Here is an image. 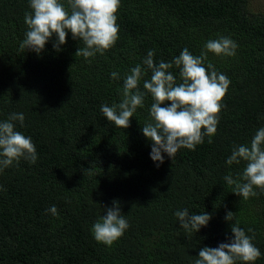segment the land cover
<instances>
[{
	"label": "trees",
	"instance_id": "trees-1",
	"mask_svg": "<svg viewBox=\"0 0 264 264\" xmlns=\"http://www.w3.org/2000/svg\"><path fill=\"white\" fill-rule=\"evenodd\" d=\"M27 11L28 0H0V120L22 112L25 127L17 130L38 153L35 164L21 160L0 174V264H193L201 247L226 241L231 223L264 253V192L244 200L222 179L244 166L225 164L231 146L264 125L257 118L264 113V12L249 0H121L119 39L88 62L70 33L59 52L51 40L39 55L21 50ZM221 35L238 49L231 58L208 53L206 63L231 81L216 134L156 167L141 132L151 97L124 129L106 121L100 105L120 102L123 76L149 49L154 61H171L185 47L199 55ZM113 71L120 80L110 79ZM113 200L130 227L109 247L90 229ZM53 204L58 216L45 213ZM185 207L211 216L193 235L173 215ZM228 211L233 221H225Z\"/></svg>",
	"mask_w": 264,
	"mask_h": 264
},
{
	"label": "clouds",
	"instance_id": "clouds-1",
	"mask_svg": "<svg viewBox=\"0 0 264 264\" xmlns=\"http://www.w3.org/2000/svg\"><path fill=\"white\" fill-rule=\"evenodd\" d=\"M120 4L121 0H28L30 11L24 16L27 30L19 47L24 52L39 55L51 40L52 47L59 52L70 33L72 39L83 43L76 55L91 62L90 58L103 55L119 39L116 13ZM237 49L236 41L223 35L207 40L199 55L185 47L171 61H154L155 52L149 49L141 62L123 76L120 102L101 104L100 112L106 121L124 129L129 127L130 117L144 107L145 98L150 96L151 121L141 127V132L150 142V159L159 167L165 156L173 160L180 149L195 150L204 143L205 137L216 134L222 98L231 81L206 61L209 52L231 58ZM173 68L178 69V76L171 71ZM110 79L120 80L121 76L113 71ZM257 118L264 120V113ZM18 126L25 127L22 112H11L6 119L0 120V174L21 160L29 164L38 160L32 137L17 130ZM225 164L244 165L235 175L229 173L222 177L232 187V193L248 200L258 196L257 189L264 192V125L256 129L250 141L233 144ZM4 190L0 185V191ZM45 213L59 215L54 204L45 209ZM173 215L179 227L192 235L207 226L211 219L205 211L192 213L186 207L175 210ZM224 219L233 221V212H226ZM129 227L119 202L113 200L90 231L95 241L110 247ZM230 232L226 241L216 247H201L193 264H255L264 255L253 243V236L237 223L230 224Z\"/></svg>",
	"mask_w": 264,
	"mask_h": 264
},
{
	"label": "rangeland",
	"instance_id": "rangeland-1",
	"mask_svg": "<svg viewBox=\"0 0 264 264\" xmlns=\"http://www.w3.org/2000/svg\"><path fill=\"white\" fill-rule=\"evenodd\" d=\"M250 8L255 11L264 12V0H249Z\"/></svg>",
	"mask_w": 264,
	"mask_h": 264
}]
</instances>
